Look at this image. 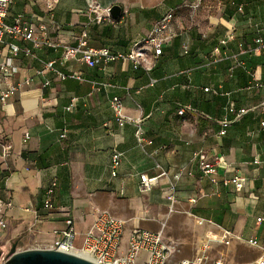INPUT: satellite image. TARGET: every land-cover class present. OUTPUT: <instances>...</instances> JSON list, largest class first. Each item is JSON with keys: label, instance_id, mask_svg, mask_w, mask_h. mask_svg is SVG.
<instances>
[{"label": "crops", "instance_id": "crops-1", "mask_svg": "<svg viewBox=\"0 0 264 264\" xmlns=\"http://www.w3.org/2000/svg\"><path fill=\"white\" fill-rule=\"evenodd\" d=\"M97 1L105 7L121 5L119 16L97 22L87 9L89 0H12L4 17L5 23L31 25L58 44L34 46L11 34L0 43V63L9 60L15 68L13 73L0 69V90L19 83L0 103V133L12 144L7 157L0 153V201L11 202L0 207V216L14 225L13 235L23 231L26 240L35 238L38 244L18 248L48 247L67 217L80 247L95 208L126 221L124 239L133 227L157 230L171 184L173 210L178 211H170V228L187 213L203 231L200 243L227 229L264 244V51L251 49L256 37H264V0H220L216 14L185 27V13L177 6L184 0L131 10L115 0ZM170 11L162 52L149 50L137 68L123 58L89 66L80 53L59 63L63 45H75L83 29L88 31L86 46L128 53ZM11 43L19 47L15 54ZM51 59L58 69L85 80L57 78L43 66ZM114 96L121 99L123 114L141 119L142 145L135 136L137 125L116 120L110 105ZM72 98L76 101L66 110ZM181 107L185 111L179 114ZM230 107L244 112L236 115ZM224 118L230 122L219 134ZM63 129L66 135L60 137ZM113 149L121 152L115 175L109 166ZM198 151L205 162L222 157L214 182L202 174ZM160 171L165 173L153 187L141 192L139 173ZM234 174L245 177L240 191L227 181ZM53 179L52 207L45 208V190ZM162 224L164 240L177 247ZM177 251L170 260L197 253L176 257Z\"/></svg>", "mask_w": 264, "mask_h": 264}, {"label": "built area", "instance_id": "built-area-1", "mask_svg": "<svg viewBox=\"0 0 264 264\" xmlns=\"http://www.w3.org/2000/svg\"><path fill=\"white\" fill-rule=\"evenodd\" d=\"M12 0H0V43L4 41L5 34H11L21 37L23 40L31 42L34 46L49 45L57 46V43L49 41L45 35H38L34 28L28 24H20L18 20L13 24H7L4 22V17L7 13L8 5ZM48 7L51 4L48 3ZM87 9L94 13V20L101 22L104 20H110L111 16L108 12V7L101 5L97 0H89V6ZM172 12H168L157 20L151 27L150 31L140 41L135 43L134 49L128 53H113L107 47L92 48L86 46L88 31L83 29L78 37V41L75 45H63V52L60 57V64L71 57H75L77 53H80L79 58L87 65L92 66L101 60H113L116 58L129 59L132 62V67L137 68L143 57L150 50L154 55H159L162 52L163 44L168 38L167 34L169 23L171 22ZM40 29L44 33L46 27L42 24ZM12 53H17L19 50L18 45L15 43L10 44ZM252 50L264 51V37L258 36L254 39V45ZM23 51L26 54H31L30 48H24ZM186 51V49L184 50ZM55 60L51 59L43 63L45 69L52 71L57 78L65 79L67 77L76 78L78 80H85V78L74 72H64L55 65ZM0 69L5 73H13L15 68L11 66L9 60L0 63ZM93 82V81H92ZM19 87L17 84H9L7 87L0 90V103L4 102L10 95H12ZM208 87H203V90L207 91ZM76 98H72L70 103L65 107L69 110L74 105ZM110 105L114 111L116 120L120 125L126 122L137 125L135 130V136L139 145H142L146 140L143 136V130L139 126L141 119L138 117H131L123 114L122 102L117 96L111 99ZM185 111L184 107L178 109V113L182 114ZM229 111H235L230 107ZM244 111L238 109L235 111L236 115L242 114ZM229 120L224 118L221 120V128L219 134L226 132V127L229 124ZM260 126L264 127V120L260 122ZM66 130L60 133V137H65ZM27 136V135H26ZM12 149V144L8 138L0 133V153L2 156L7 157ZM197 158L200 159V170L203 175H210V180L215 181L213 174L216 173V166L222 162V157L217 156L211 162H205V155L202 151L196 153ZM121 152L113 149L110 155V169L111 174L115 175L116 170L120 164ZM157 166H159L157 164ZM164 171H160L158 175L149 176L146 173H139L138 187L141 192L149 191L156 183L157 177L164 174ZM233 185L234 190L240 191L245 183V177L239 174H234L228 180ZM56 187V180L53 179L50 185L45 190V196L43 200V206L45 208H51V199ZM166 199L169 202V209L173 210L175 195L174 186L171 184L166 194ZM194 201V198L190 199ZM11 206V202L8 200L5 203L0 201V207ZM262 220V217H257V221ZM65 226L62 229L54 230L55 238L48 246V248H54L60 251L73 252L83 256H86L98 264H223L222 258H209V249L211 248V242L217 240L219 243H228L233 236L240 237L234 234L232 231L222 229L218 238L208 237L204 239L199 247L197 253L191 258H181L178 260H170V256L177 250V247L173 243H167L163 237V224L157 230L144 229L140 227H133L125 241H123V235L125 231V220L119 218L109 211L101 208H95V217L83 233L80 247H76L75 238L76 231L74 228L73 220L67 217L65 220ZM6 227V220L0 216V228ZM246 242L259 250V254L255 258L257 264H264V244L260 243L256 237H250ZM4 257L0 263L6 260ZM1 259V258H0Z\"/></svg>", "mask_w": 264, "mask_h": 264}, {"label": "rangeland", "instance_id": "rangeland-1", "mask_svg": "<svg viewBox=\"0 0 264 264\" xmlns=\"http://www.w3.org/2000/svg\"><path fill=\"white\" fill-rule=\"evenodd\" d=\"M122 4L126 9L131 10L139 6H154L159 7L167 3V0H115ZM220 0H189L180 2L178 8L185 13L186 23L182 25L188 26L191 23H201V20L208 19L209 14H216L217 4ZM176 10V9H175ZM172 9V12L175 11ZM204 11L205 13H203ZM203 15L201 16V14ZM205 16V18H204ZM184 20V21H185ZM198 27V25H196ZM166 215L157 223L156 226L160 228L162 223L165 224L164 231L167 236H172L177 241V247L179 251L176 253V257L192 256L197 252L200 241L203 238V231L199 230L197 222L187 213H182L181 217L174 222V226L169 227L170 209L168 205L165 207ZM173 211H178L173 210ZM172 212V211H171ZM14 227L9 221H6V227L0 229V261L6 254H9L10 249L15 245L16 249L20 246H36L37 240L31 238L26 240L23 236V231L18 234L11 232ZM169 237V236H168ZM8 238V239H7ZM5 239L8 240L4 245ZM247 238L240 235V237L233 236L228 243L214 244L208 251L209 258L214 259L221 257L223 264H257L255 258L257 256V248L250 246L246 242ZM123 241L125 239L123 238ZM39 242V241H38ZM40 244V243H39ZM25 249V248H24ZM259 254V253H258Z\"/></svg>", "mask_w": 264, "mask_h": 264}, {"label": "water", "instance_id": "water-1", "mask_svg": "<svg viewBox=\"0 0 264 264\" xmlns=\"http://www.w3.org/2000/svg\"><path fill=\"white\" fill-rule=\"evenodd\" d=\"M109 14L116 18L121 5L115 3L108 7ZM0 264H98L92 259L73 252L60 251L48 247L16 249L13 245L6 260Z\"/></svg>", "mask_w": 264, "mask_h": 264}]
</instances>
